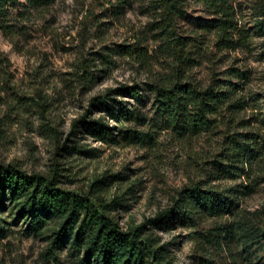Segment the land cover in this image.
Wrapping results in <instances>:
<instances>
[{
	"label": "clouds",
	"instance_id": "9594fccd",
	"mask_svg": "<svg viewBox=\"0 0 264 264\" xmlns=\"http://www.w3.org/2000/svg\"><path fill=\"white\" fill-rule=\"evenodd\" d=\"M12 4L7 0L0 8V175L19 170L29 180H51L68 162L58 160L56 153L70 134L65 152L102 148L103 133L110 132L120 144L119 160L132 161L131 168L137 170L131 183L144 189L132 200L136 225L176 207L173 216L146 223L143 231L152 238L146 248L148 264H264V152L237 158L236 150L223 143V135L180 140L173 132L178 125L191 124L202 107L200 101L213 103L202 94L230 91L222 83L236 79L226 71L229 68L250 69L252 74V82L241 81L234 98L247 100L256 91L264 92V0H14ZM113 5H122L117 15L106 13ZM212 17L232 26L226 31ZM224 37L238 46L218 47ZM62 45L73 47L65 52ZM21 58L27 74L18 71ZM24 96L32 100L25 101ZM164 101L168 103L162 107ZM41 104L50 107L43 111ZM249 114L264 120V99L250 103L242 115ZM204 115L218 119L220 113ZM130 128L141 143L129 145L124 140L121 130ZM253 130L264 132L258 124ZM245 131L249 129L233 125L226 134ZM225 149L222 163L238 165L237 178L221 177L206 186L222 192L221 199L228 198L227 210L234 215L217 221L209 219L190 194L180 199V189L214 174L213 166L203 161ZM148 191L154 196L144 211L140 196ZM22 204L16 201L8 211H0L4 229L0 264H80L83 237L79 250L71 239L53 246L63 217L49 210L50 219L44 223L43 217L34 215L40 203L31 212L26 210L20 227L4 223ZM217 223L229 226L226 238L216 237Z\"/></svg>",
	"mask_w": 264,
	"mask_h": 264
},
{
	"label": "rangeland",
	"instance_id": "374dc122",
	"mask_svg": "<svg viewBox=\"0 0 264 264\" xmlns=\"http://www.w3.org/2000/svg\"><path fill=\"white\" fill-rule=\"evenodd\" d=\"M12 6H15L14 3ZM122 9V5H113L111 9H107L106 13L110 15H117L118 12ZM6 11V10H5ZM105 13H101L104 15ZM213 21L217 22L218 24L222 25V22L225 20H221L219 17H212ZM110 24L111 21H108ZM223 26V25H222ZM227 31V30H226ZM47 46L46 44L44 45ZM217 46L223 49L227 48H235L238 46L237 43L227 39L226 37L222 38L220 41L217 42ZM72 45H62L61 51H70L72 49ZM223 60L224 57H221ZM238 62V61H234ZM20 68L18 71H24V74H27L25 70L24 60L23 58L19 61ZM230 76L235 77L236 79H230L226 81H222V83L230 82L235 89L240 90V82H248L251 83V70L250 69H240V68H229L226 70ZM9 78L11 79L12 76L10 75ZM22 82V80H21ZM135 85H132L133 87ZM25 101H31V96H24L22 97ZM264 99V92L256 91L252 96H250L247 100L243 97L234 98L232 97V104H237L235 107H226L219 118L213 125L211 129L207 132H202L200 134L207 135L211 133L213 137L218 135H223V143L229 144L231 137H236L237 139H246V137L253 138V146L252 148H256L260 152H264V132L259 130H253V125L258 124L260 128H264V120L258 119L257 115L249 114L247 116L242 115L246 109H248L250 103H255L258 100ZM50 106H46L44 104L40 105V108L43 111H47ZM226 113L227 115H225ZM72 117H69L70 126ZM83 118H77V122L82 120ZM222 122L226 123L225 128H221L220 124ZM237 128H246L249 131L245 132H232L231 134H226L231 132L232 126ZM53 129H49L52 131ZM176 133V131L173 130ZM196 136H181L177 135V138L180 140H185L186 138H193ZM246 136V137H243ZM71 140V134L69 135V141ZM66 141L60 149L57 150V158L58 160H65L67 159V163L63 166V168H58L57 173L52 177V179L56 180L57 185L63 184L64 187H58L68 192H72L77 196H82L84 198L89 199L94 206L98 209H102L105 212V215L108 218H112L115 224H117L123 232L137 234L141 240L150 239L152 240L150 235L145 234L143 231L146 227V223H155L159 217L167 214L169 210L172 208H168L164 213H158L154 217H150L146 220L145 223L140 225H136L135 221L138 219L135 215V209L132 203L133 198L136 196L137 192H144L143 188L138 186V183H131V178L136 174V169L131 168L132 161L124 162L123 160H119L118 152L120 149V144L117 141H101L103 144L102 148H76L73 152H65L64 148L67 147ZM129 145L132 144H139L140 141L136 140H125ZM207 142V140H205ZM225 149L219 153H216L215 158L212 160H204L203 163L205 165H212L215 169L214 174H208L206 180H200L196 183L192 184L191 187L199 185L205 190H214L212 187L206 186L210 184L212 181L219 179L221 177L226 179H235L237 178L238 172V165L229 164L233 166L232 168H224V167H217L218 163H222L221 158L225 157ZM75 156L77 159L73 160L72 157ZM142 158V157H141ZM188 159H193V157H188ZM116 163L115 161H118ZM86 162V163H85ZM197 168H199V164H197ZM142 183V182H140ZM125 184L128 186L125 188L123 187ZM78 188L79 190H75ZM188 188L187 186H181V193L184 189ZM228 191V189H225ZM131 194V195H129ZM154 196V191H148L146 195H141L140 200L143 201V204L146 206L143 210L147 211V207L151 205L152 199ZM179 200V199H178ZM177 200V201H178ZM16 201H23L22 206L17 205L18 210L13 209L15 212V216L11 221H5L4 223L9 227H20V221L24 220V216L27 212H31L32 210L26 208L25 206V197H18L16 198L12 193L9 191H5L4 193H0V211H8V208L11 204L15 203ZM176 201V202H177ZM163 202V201H162ZM139 203V201H137ZM250 207H255L254 204L250 205ZM27 210V212H26ZM226 215H234V212L231 214H222L220 216H209V219L222 221L223 217ZM173 216V215H172ZM142 218V217H141ZM50 217H48L45 223L48 222ZM83 219V218H82ZM81 219V222H82ZM81 222L71 224L69 227L68 233L66 231L67 236H61L60 231L62 230L65 219L63 218L62 226L54 233L55 239L52 240L53 246L57 244H62L64 241L71 239L74 243V246L79 250V246L81 243V235H79V227ZM233 223H240L241 227H243V223L239 221H233ZM194 226V225H193ZM32 225H29L31 228ZM229 226L227 223H217L215 225L216 228V237L218 238H226L225 229ZM4 229H0L3 231ZM191 235V233H189ZM85 242V251L83 253V260L80 264H103L100 258L96 257H88L86 258L87 253V246L86 242L88 241L87 238H83ZM154 257H152L153 259Z\"/></svg>",
	"mask_w": 264,
	"mask_h": 264
},
{
	"label": "trees",
	"instance_id": "16d2710c",
	"mask_svg": "<svg viewBox=\"0 0 264 264\" xmlns=\"http://www.w3.org/2000/svg\"><path fill=\"white\" fill-rule=\"evenodd\" d=\"M5 4H7V0H0V8H4ZM222 25L225 30L232 26L227 20L222 22ZM226 85L230 91L215 93L210 96L208 94H202L213 101V103L208 104L200 101L202 107L191 124L187 126L178 125L173 130L181 136H196L202 132H207L217 121V119H209L204 115L205 111L221 114L226 107L236 108L237 104H232L235 89L230 82L226 83ZM135 87L133 86V88ZM211 91L210 89L209 92L211 93ZM133 95H136V93ZM167 103L168 101H164L162 107ZM124 118L126 120L130 119L127 113H124ZM94 123L100 122L96 121ZM103 127L107 126L105 125ZM121 135L124 140L140 141L137 139L139 134L131 128L122 129ZM101 141L112 142L116 141V139L110 132H104ZM229 144L236 150L235 156L237 158L245 156L251 157L253 154L259 153L258 149L252 148V137H246V139L231 137ZM217 167L232 168L233 166L218 163ZM5 191H9L16 198L25 197V206L31 210L36 209L37 203H40L41 206L34 215L43 217L44 223L49 217V210H51L54 216L63 217L65 224L60 231L62 237L67 236L66 231L69 230L71 224L79 223L83 218L79 227V235L84 239H88L86 242V258L91 256L100 258L103 264H148L149 257L146 254V248L151 243L150 239L141 240L137 234L123 232L114 223L112 218H108L105 212L94 206L89 199L58 188L55 179L49 180L45 177H34L29 180L19 170H16L15 173L6 172L0 175V193H4ZM184 193L190 194L196 200L201 210L206 211L209 216L233 213L227 210L231 207L228 204V198L221 199L223 196L222 192L205 190L199 185H196L184 189L180 199L184 198ZM180 199L176 202L177 205H179ZM175 213L176 207H173L167 214L159 217L156 221L162 220L166 216L171 217ZM152 260L157 261L158 258L154 257Z\"/></svg>",
	"mask_w": 264,
	"mask_h": 264
}]
</instances>
